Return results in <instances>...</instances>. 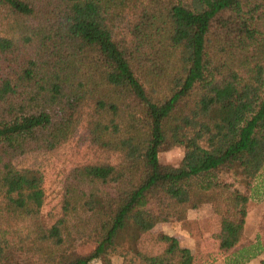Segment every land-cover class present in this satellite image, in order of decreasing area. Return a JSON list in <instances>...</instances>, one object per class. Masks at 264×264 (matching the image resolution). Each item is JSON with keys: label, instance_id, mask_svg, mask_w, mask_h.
Segmentation results:
<instances>
[{"label": "trees", "instance_id": "obj_1", "mask_svg": "<svg viewBox=\"0 0 264 264\" xmlns=\"http://www.w3.org/2000/svg\"><path fill=\"white\" fill-rule=\"evenodd\" d=\"M263 170L264 0H0V264H202L154 231L205 205L247 264Z\"/></svg>", "mask_w": 264, "mask_h": 264}, {"label": "rangeland", "instance_id": "obj_2", "mask_svg": "<svg viewBox=\"0 0 264 264\" xmlns=\"http://www.w3.org/2000/svg\"><path fill=\"white\" fill-rule=\"evenodd\" d=\"M184 157V151L181 148L167 150L160 153V162L164 165L178 166ZM53 182H56V180ZM49 199L56 198L57 194H53L57 186V183L48 184ZM255 185H260L264 188V170L261 177L256 181ZM254 185V186H255ZM239 188L247 195L253 197L254 193L250 188H246L243 185H239ZM264 213V195L260 200L252 198L249 211L245 217L246 235L249 240L255 241L259 230V224ZM225 217L237 222L244 219V216L240 210L225 209L220 214H216L211 205H205L199 210H192L189 212L188 219L185 222L171 221L169 223L160 224L155 229L157 235H168L176 237L182 246L188 247L198 253L202 258V264H226L224 258L216 254L215 242L212 240V236L215 232V221L217 218ZM95 248L93 242L85 243L79 252L82 255L89 254ZM211 253V258L206 261L202 254ZM205 257V256H204ZM96 264H101L97 262ZM247 264H264V255L252 260Z\"/></svg>", "mask_w": 264, "mask_h": 264}]
</instances>
